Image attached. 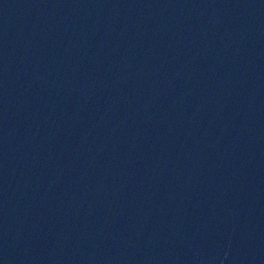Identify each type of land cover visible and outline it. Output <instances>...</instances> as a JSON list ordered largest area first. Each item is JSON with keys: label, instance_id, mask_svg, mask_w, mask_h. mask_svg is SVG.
Returning <instances> with one entry per match:
<instances>
[{"label": "water", "instance_id": "water-1", "mask_svg": "<svg viewBox=\"0 0 264 264\" xmlns=\"http://www.w3.org/2000/svg\"><path fill=\"white\" fill-rule=\"evenodd\" d=\"M0 264H264V0H0Z\"/></svg>", "mask_w": 264, "mask_h": 264}]
</instances>
